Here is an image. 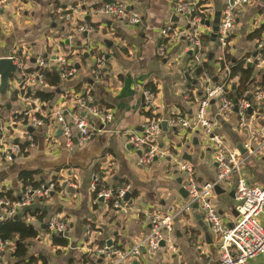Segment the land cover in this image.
Returning a JSON list of instances; mask_svg holds the SVG:
<instances>
[{
  "label": "crops",
  "instance_id": "crops-1",
  "mask_svg": "<svg viewBox=\"0 0 264 264\" xmlns=\"http://www.w3.org/2000/svg\"><path fill=\"white\" fill-rule=\"evenodd\" d=\"M87 1L88 6H84ZM105 1L108 0H8V5L0 10V59L15 58L21 53L27 59L26 67L30 68L36 58L62 54L77 72L72 80L62 83L61 89L66 91L77 85L89 86L94 101L113 114L109 125L99 127L100 132L72 150L62 146V139L52 124L34 130L30 135L35 141L32 139L29 146H24L27 148L25 154H20L12 163L5 162L0 141V189L4 188L18 197L22 185L17 173L25 169L39 172L36 179L45 183L55 177L61 182L59 190L50 198L31 208L45 211V222L56 213L68 221L66 248L53 247L52 239L45 235L46 228H42L39 238L30 243V255L46 254L52 264H82L83 256H87L91 264H107L110 260L100 258L95 251L107 247L108 241L112 249L119 251H128L138 244L150 230L151 215L173 214L186 203L178 192L182 187L178 180L181 179L183 183V179L177 163L191 164L199 185L212 182L216 177V164L209 146L205 144V137L172 128L169 124L177 116L194 117L197 101L203 94L201 79L192 81L193 77L188 72L191 52L187 51L185 41L173 45L164 56H159L157 50L162 41L159 33L162 27L172 24L188 28L187 20L174 13V4L203 3L212 22L215 13L221 12L225 1L110 0L112 3L127 4L131 12L141 17V23L136 27L106 16L83 15L80 19L75 14L66 26H70L68 30L73 32L70 45L89 43L105 57V75L97 82L90 72L92 58L80 53L68 58L70 45L66 43L65 48L59 44V37L65 28L61 27L57 9L78 6L87 13L86 9L105 5ZM82 21L94 27L92 32L85 33L86 36L74 32ZM260 26H264V0H253L239 11L230 38L232 56L254 57L257 44L255 40H248V36ZM210 33L204 36L209 37ZM207 47V58L209 54L221 58V54L212 51L209 44ZM247 64L250 65V62ZM254 68L255 83L259 84L264 75V65ZM211 73L216 75V66L211 68ZM148 85L155 88L156 111L153 115H157L161 122L167 121V130L160 127L155 139L159 152L148 165H142L137 155L139 151L129 147L126 139L130 134H141L149 120L142 96ZM16 86V82H10L6 95L0 96V105L6 106V112H2L3 117H0L2 124H12V128L6 127L2 134L4 145H12L14 140L19 139L18 133L25 131L23 125L16 124L12 117L24 109V102L20 98L16 102H9V91L15 90ZM59 99L52 105L56 106ZM33 104L38 105L37 102ZM262 105L254 101L255 108L249 114L248 130L239 129L236 115L228 121L219 120L215 125V132L225 139L229 148L242 155L240 151L246 154L247 145L248 152H253L244 166L247 181L252 185L264 184V145L259 132L264 126ZM215 110L216 106L212 103L209 113ZM19 140L26 142L22 138ZM97 172L102 173L103 181L108 185L121 182L127 184L129 193L136 192L137 196L131 197V204L123 203L120 209L110 210L105 201L94 202L89 187ZM232 179L231 185L219 187L212 196V202L226 225L236 218L231 211L234 200L230 198V193L234 187V177ZM87 223L93 228L88 238L85 236ZM35 224L34 221L32 225ZM217 247L215 233L207 226L199 209L191 208L174 219L173 250L167 252L160 249L151 255L142 249L137 258L125 264H219ZM250 264H264V254L252 259Z\"/></svg>",
  "mask_w": 264,
  "mask_h": 264
},
{
  "label": "built area",
  "instance_id": "built-area-1",
  "mask_svg": "<svg viewBox=\"0 0 264 264\" xmlns=\"http://www.w3.org/2000/svg\"><path fill=\"white\" fill-rule=\"evenodd\" d=\"M224 1V7L220 12L215 46L212 49L214 51L216 48L215 51L221 54L220 60H223L224 54L230 51V38L232 31L235 29L239 11L253 0ZM7 5L8 0H0V10ZM83 5L88 6V1ZM195 6L196 4L192 2H178L174 4V13L187 20L188 28L176 27L172 24L162 27L159 31L162 41L157 50L159 56H164L176 43L185 41L187 51L191 52L193 64L199 65L206 60L209 49L203 44L201 36L210 33L211 27H206L202 22H210V19H201L197 16L191 17ZM86 10L87 13L81 11L78 6L57 9L59 19L62 22L61 27L65 28L63 34L59 37L60 41L68 42V45H70V41L73 39V33L70 34L71 31L68 30L70 26H66L74 18L75 14H78L80 19L83 15L94 17L106 16L133 27L141 23V17L137 13L131 12L125 3H111ZM92 31V28L86 26H79L74 30L76 34H89ZM256 44L255 56L247 59V62H250L251 65L255 59L257 61L255 67H260L264 65V56L260 52L264 49V41L262 40ZM82 46L83 50L80 53L90 54V50L94 49L95 54L101 55L91 57L93 65L90 71L95 81H101L105 75L106 61L104 55L98 54L95 48L89 43H82ZM70 48L72 47L68 46V50ZM49 57L50 55L47 59L37 58L35 60V66L47 68L50 62L56 64L60 71L62 83L68 82L76 75V69L65 56L62 54L54 55L51 61ZM11 59L16 66L17 74L16 79L13 78L10 82H16L17 90L42 85L40 75L37 73L25 75L23 73V61L15 58ZM18 71H21V73H18ZM229 71L227 65H224L221 71L219 70L218 76L221 82L217 85L212 82L207 74H204L200 78L203 84V94L197 101L194 117L189 119L177 116L169 122L172 128H180L190 134L205 137V144L209 146L212 159L216 164V177L212 182L199 185L195 178L194 167L186 162L177 163L176 167L182 174V187L187 192L186 203L173 214L151 215L148 234L130 250L119 251L118 249L115 250L112 247L106 246L98 248L95 251L97 256L102 259L105 257L108 258L110 261L107 264H125L130 262V260L140 255L142 249L147 250L151 255L160 249H165L167 252L173 250L174 219L182 213L189 211L194 204H197L203 220L216 235L219 264H250L252 259L264 254V184H249L244 172L245 163L253 155V152H248V146L245 145L247 152L246 154L240 155L234 148H229L225 139L215 132L217 121H228L233 115H236L240 130L249 129L248 120L250 116L248 112L253 106L249 101L242 100L238 102V112L234 113L235 103L228 97L227 85L222 83V80L229 75ZM17 76L25 78V82L21 86L17 82ZM69 90H66L69 98L60 97L59 103L56 106L52 105L50 110L44 112L40 110V103L37 100L22 99L19 97L24 102V109L22 111L24 112V117L28 120L26 125L22 124L21 121L19 122L25 128V131L18 133L19 139L22 138L30 144L32 139L30 133L27 132L28 127H31L33 130H40L52 124L55 130L60 132L59 136L62 139V146L67 150H72L75 146H82L88 141L90 136L100 132L99 127L103 128L112 122V112L99 106L94 101L91 87L83 86L77 92ZM142 96L146 110L154 114L156 111L155 95L145 89L142 92ZM253 100L262 103L264 107V91H254ZM34 102H37L38 105L35 106L33 104ZM212 103L216 106V110L214 113H209V108ZM37 113L46 118L47 123L41 119H37ZM160 122L159 119H149L144 124L141 134H130L126 139L131 147L141 152L139 161L142 165H148L159 152L155 146V139L160 132ZM11 125L4 126L0 118V141L3 145L2 156L7 163L14 162L20 155L19 145H4L2 143V134L6 130V127L11 129ZM259 132L262 144L264 145V126L259 129ZM233 177L234 206L237 217L231 224L226 225L222 222L212 202V196L216 187L231 185ZM96 180H98L97 175L94 176L90 184V194L95 190ZM60 183L59 179L55 177L39 188L25 187L13 202L7 199H0V220L12 219L16 216H19V218L26 216L27 212L24 213V210L33 208L39 202L50 198L56 192L55 190L60 186ZM3 191L6 190L4 188L0 189V193ZM128 192V187L118 192L113 204L114 209L117 210L122 207L124 203L123 198ZM111 198V189L102 191L98 195V200L103 199L105 202ZM34 221L36 224L33 226L32 223ZM25 223L32 225L35 229H38L41 224H44L46 226L45 235L50 240L53 236H58L59 234H61V237L66 238L68 232V221L58 213L51 215L44 223L36 220V217L26 216ZM91 232V224L87 223L85 225V236L87 238L90 237ZM38 238L39 234L33 240ZM161 242L164 243L163 247L160 246ZM13 249V242L0 240V264H15L10 256ZM34 256L37 255L34 254Z\"/></svg>",
  "mask_w": 264,
  "mask_h": 264
},
{
  "label": "trees",
  "instance_id": "trees-1",
  "mask_svg": "<svg viewBox=\"0 0 264 264\" xmlns=\"http://www.w3.org/2000/svg\"><path fill=\"white\" fill-rule=\"evenodd\" d=\"M203 3L196 4L194 8V12L191 17H200L201 19L208 18L206 14L207 8H203ZM100 6H92L90 8H98ZM79 26H86L88 28H94L93 25H90L87 22H84L77 25L75 29ZM60 31H63V28H60ZM73 32H70L72 34ZM264 33V26H260L259 28L255 29L251 34L248 36V40L261 42ZM201 40L204 45L208 46L210 42V38L208 36H201ZM60 45L65 46L67 48L65 41H60ZM70 50L68 51V58L73 57L77 53H80L83 50L82 43H73L70 45ZM208 48V47H207ZM216 49V48H215ZM214 49V51H215ZM230 52V51H229ZM226 52L224 54V59L220 60L219 58H215L212 56L211 59L209 57L203 61L201 64H193L192 55L189 58V65H188V72L192 75L193 80L197 81L201 78L204 74H207L214 84H219L221 82L220 77L218 76L219 70L221 71L224 68V65L229 67V75L222 80V83L227 85L228 90V97L235 103V100L238 102L242 100L249 101L251 105L254 107V100H253V91H264V75L261 77V81L259 84L255 83V63L257 62L255 59L253 60V64L248 67L247 59L250 56H243L241 58H236L231 55V53ZM264 56V49L260 51ZM81 55H87L88 57L95 56L94 49L90 50V54L80 53ZM101 55H97L98 57ZM209 56V55H208ZM49 60L51 61V58ZM42 59H47V57H41ZM15 59L23 61L24 69L23 73L25 75H31L37 73L41 76L42 85H35L31 87H26L22 90H13L9 91V102H16L19 97L22 99H34L40 103V110L41 111H48L50 110L52 103L60 98H69L68 92L63 91L61 89L62 81L60 79V71L58 66L52 62H50L47 68H40L35 66V60L33 61L32 67H26V58L21 54H17ZM216 66V75L215 73L211 75V68ZM74 67V66H73ZM21 73V71H18ZM16 79V77H14ZM17 82L21 86L25 82V78H21L17 76ZM234 86V89L231 87ZM83 86L77 85L72 87L70 90L73 92H77ZM9 90V87L8 89ZM69 90V91H70ZM146 90H149L151 93H155V88L152 85H148ZM59 91V93H57ZM93 95V94H92ZM262 111V110H261ZM2 112H6V106L0 105V117H3ZM262 113V112H261ZM24 112L15 113L12 115L13 121L15 123H19L21 121L22 124L26 125L28 120L24 117ZM37 119H41L43 122L47 123V119L42 117L40 114H36ZM147 117L149 119H159L157 115H153L150 112L147 113ZM32 137V136H31ZM33 141L34 138H32ZM20 154H25L27 148L24 145H19ZM40 173L37 171L31 170H21L17 173V179L22 185V189L27 186L32 188H39L41 185H44L45 182L42 180H37L36 177L39 176ZM98 180L95 181V190L91 193V197L93 200L98 201V195L102 191L111 189L112 198L109 199L106 204L110 210H116L113 208V204L116 200V196L121 189H124L127 184H121V182L114 183L113 185H108L107 182L103 181L104 176L101 172H97ZM59 190L58 187L55 191ZM137 196L136 192L131 193V197L135 198ZM0 199H7L11 202L15 201L17 198L13 196L9 191H3L0 193ZM26 216L36 217L38 221L41 223L46 218V212L43 210H39L38 208L33 210H28ZM26 216L15 220L12 219H4L0 220V240L1 241H11L14 243L13 252L10 254L12 261L15 264H52L48 255L39 253L37 256L29 254V248L31 240L35 239L39 231H42V226L35 229L32 225L26 224L25 219ZM91 230H93L91 225ZM52 246L53 247H61L66 248L68 246V240L63 237L53 236L52 237ZM60 253V251H58ZM71 264V263H70ZM82 264H91V261L87 256L82 257Z\"/></svg>",
  "mask_w": 264,
  "mask_h": 264
},
{
  "label": "water",
  "instance_id": "water-1",
  "mask_svg": "<svg viewBox=\"0 0 264 264\" xmlns=\"http://www.w3.org/2000/svg\"><path fill=\"white\" fill-rule=\"evenodd\" d=\"M112 2L110 0L108 1H105V5H108V4H111ZM219 17H220V12H216L215 13V16H214V19L212 22H202L203 25H205L206 27H211V33L209 35V38H210V42H209V48L210 49H213L214 46H215V40H216V37H217V31H218V23H219ZM89 18L87 17L86 20H88ZM84 35L86 36V34L84 33ZM68 43V42H66ZM107 43V42H106ZM255 56V54H254ZM212 58V54H209V59ZM250 65L248 64V67ZM17 74V69H16V66L14 65L13 63V60L11 58H1L0 59V96L1 97H4L7 93V89L9 87V83L10 81L16 76ZM186 77L188 78V76L186 75ZM234 89V87L232 88ZM57 93H59V91H57ZM238 101L235 100V107H234V113H237L238 112ZM10 106L7 105V109H9ZM249 114L252 113V109L249 110L248 112ZM81 115H84V114H81ZM160 127H162V129L164 131L167 130V121H162L161 124H160ZM33 129L31 127H28L27 128V132L28 133H33ZM58 135H60V132L58 131L57 132ZM14 145H24V146H28L29 144L27 142H21L20 140H14L13 143ZM129 147H131V145H129ZM240 150V149H239ZM242 154L243 151H240ZM138 156H141V152H138L137 153ZM184 159H187L189 160V158H184ZM178 183L179 185H181V179L178 180ZM179 195L183 198V199H187V192L184 190L183 187H181L179 189ZM230 198L234 200V191L232 190V192L230 193ZM100 202H103V199H99ZM123 202L124 203H129L131 204V193H126L124 198H123ZM192 208H198L197 204H194ZM28 210H31V208H28L27 210H24V213H26ZM231 211L232 213L235 215V217H237V212L235 211V206L234 204H231ZM15 220L19 219V216H16L14 218ZM208 227H210L208 224H207ZM45 225L43 224L42 225V228L45 229ZM59 237H61V234L58 235ZM107 247H110L111 246V242H107L106 243ZM160 246L163 247L164 246V243L161 242L160 243Z\"/></svg>",
  "mask_w": 264,
  "mask_h": 264
},
{
  "label": "rangeland",
  "instance_id": "rangeland-1",
  "mask_svg": "<svg viewBox=\"0 0 264 264\" xmlns=\"http://www.w3.org/2000/svg\"><path fill=\"white\" fill-rule=\"evenodd\" d=\"M73 78H74V77H73ZM73 78H72V79H73ZM72 79H71V80H72ZM69 81H70V80H69ZM261 110H262V108H261ZM219 189H220L219 187H216L214 191L217 192ZM221 220H222V222H223V219H222V218H221ZM56 256H59V255H56Z\"/></svg>",
  "mask_w": 264,
  "mask_h": 264
}]
</instances>
